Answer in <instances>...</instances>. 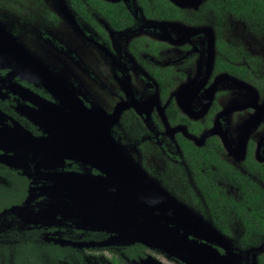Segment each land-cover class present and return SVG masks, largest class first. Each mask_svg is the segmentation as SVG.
<instances>
[{"label": "flooded vegetation", "instance_id": "1", "mask_svg": "<svg viewBox=\"0 0 264 264\" xmlns=\"http://www.w3.org/2000/svg\"><path fill=\"white\" fill-rule=\"evenodd\" d=\"M77 1V6L85 8L88 19L75 11V0H67L69 8L80 24L85 23L93 31L94 40H87L95 41V48L104 47L99 51L105 56L107 69L111 68L112 75L98 82L108 89L104 102L116 105L111 115L101 112L99 117L87 102L95 92L92 88L88 92L84 85L96 82L88 78L92 66L98 65L93 64L86 48L81 61L88 63V73L62 70L60 80L25 52L1 24L0 84L7 89L0 90V109L13 116L9 110L20 96H25L29 106L22 108L24 116L19 122L38 138L53 133L74 137L90 131L88 138L98 132L133 141L141 158L154 156L153 163L141 161L143 167L154 172L165 189L201 215L205 229L197 225L194 217L185 218V224H174L182 232V228L192 232L185 245L192 247L194 235L199 239L197 243L207 244L215 250L213 253L226 256L228 252L222 244H230L228 251L233 256L228 262L216 263L219 257L202 255L192 264H259L264 251H257L256 259L253 254L255 249L264 248V234L255 231L259 226L247 227L243 215L254 224L259 209L260 217H264V70L259 60L228 43L225 30L227 19L232 18L255 23L264 31V11L256 9L254 3L245 13L226 10V0H100L109 7H124L129 15L113 14L121 25H126L117 29L93 10L96 6L86 0ZM1 6H5L2 0ZM42 15L47 22H55L51 25L59 26V18L47 5L42 7ZM101 20L110 33L98 22ZM167 23L176 30L180 24L186 27L184 31L177 30L181 36H175L166 30ZM124 36L127 39L122 41ZM167 52H171L170 58L162 61V54ZM76 57L80 60L82 54ZM99 72V68L94 72L97 78ZM230 87L234 88L232 92ZM151 88L155 96L138 105L137 97H149ZM4 129L2 137H11L10 132L18 131L11 124ZM167 139L174 144V150L168 148ZM90 144V139L83 140L80 148ZM70 160H66V168L72 170L78 162ZM84 164L94 174L100 173L94 166ZM1 211L0 223L9 227L8 220L16 218L2 215ZM70 232V238L75 240L99 242L109 237L119 243L62 245L43 240L40 229L27 234L43 244L67 250L57 262L46 258L47 264H90V258L95 264H190L167 250L113 239L105 231L83 232L87 236H77V230ZM162 234H168L165 238L169 240L174 236L170 232Z\"/></svg>", "mask_w": 264, "mask_h": 264}, {"label": "water", "instance_id": "2", "mask_svg": "<svg viewBox=\"0 0 264 264\" xmlns=\"http://www.w3.org/2000/svg\"><path fill=\"white\" fill-rule=\"evenodd\" d=\"M96 112L100 117L101 112ZM88 125L90 126L89 123ZM5 127L0 126L2 129L0 130V149L2 150L0 163L21 171L23 175L31 179V183L41 178L52 183L43 186L29 183L23 202L3 209L1 214L12 213L17 217L28 213V219L32 223L41 222L44 218L50 219L56 214H70L83 223L78 225L114 233L116 235L110 238L120 241H137L167 250L171 255L190 264L197 263L202 255L221 257L213 253L214 249L207 244H200L194 240L193 244L191 243L192 247L185 245L188 242L187 236L192 232L185 228H182L183 232H179L180 230L174 224H185L183 220L192 218V214L180 210L163 194L154 191L148 184L147 176L138 172L140 168L127 156L128 154L110 133L107 135L92 133L90 138L87 137L90 131L74 135V137L60 133L47 135L48 140L56 139L54 136L59 135L75 141L72 146L55 150L48 147L44 149L43 146H48L43 144L45 140L29 134L26 129L10 132L13 133L11 137H2ZM88 139L91 140L90 146L87 145L85 149L80 148L83 140L88 141ZM66 158L80 159L94 166L104 178L97 175L79 182L78 177H74L71 173L54 172V161L57 160L59 164ZM31 163H33L32 166H30ZM55 190H60L61 195H54ZM63 192L67 193L66 200H60ZM39 196H42L45 202H42L43 199L36 201L39 208L32 211L31 201ZM52 202L57 203L52 205ZM175 211L179 214L174 213ZM163 231L170 232L174 236H171L169 240L165 238L168 234L161 235ZM122 236L128 237L129 240ZM114 243L119 242L109 239L99 245ZM60 244H72V242L61 241ZM72 245L86 246L88 243ZM222 246L228 252L230 244L224 243ZM254 251L253 258L256 259L257 251L262 252L264 248H257ZM254 263L257 264V261Z\"/></svg>", "mask_w": 264, "mask_h": 264}, {"label": "rangeland", "instance_id": "3", "mask_svg": "<svg viewBox=\"0 0 264 264\" xmlns=\"http://www.w3.org/2000/svg\"><path fill=\"white\" fill-rule=\"evenodd\" d=\"M64 3L59 2V0H43V4H39L35 0H2L5 3V6L0 7V24L4 28V30L11 34L19 46H21L25 52L30 54L32 58H34L39 64H41L46 70L53 73L57 76L60 80H62V70H66L67 72L70 70V73L74 71L79 72L81 74H86L89 71L88 63L81 61L83 59V54L86 53V49L90 53V58L93 60V64H97L100 72L96 77L94 72L98 69L97 67L94 68L92 66L91 69V76L88 78V81L95 80L96 82L87 83L84 87L89 92L91 88L94 90V94L91 95V102L87 99L88 104L90 105L91 109L102 112L108 116L111 115L112 111L114 110L116 105H107L104 101L107 88L103 87L102 85H98L99 80H101L104 76H110L109 69L105 66V56L99 49H103L104 47L97 45L96 48L92 44H97L95 41L90 42L89 40H94L92 37L93 31L85 24H80V19L78 20L74 15V12L69 8L67 0H63ZM41 3V2H40ZM47 5V7L59 18V26H53L51 24L55 22L53 21H46L44 16L42 15V7ZM65 5V6H64ZM42 6V7H41ZM51 6V7H50ZM138 8V7H137ZM134 9V8H133ZM100 24L102 23L104 28L109 30L107 24L103 23V21H98ZM78 25V26H76ZM185 24L178 25L179 31H184ZM206 27V26H205ZM165 28L168 32H171L175 36H181L174 25L167 23ZM140 29V28H138ZM137 30V29H135ZM174 32V33H173ZM226 40L232 46L242 48L245 54H248L261 62L262 70L264 66V31H262L255 23H247L243 22L239 19H232L228 18L226 21ZM63 34V35H62ZM179 34V35H178ZM89 39V40H87ZM127 39V36L121 38L123 41ZM89 43L91 45H89ZM80 44V45H78ZM86 48V49H85ZM170 53H163L162 54V61L167 60L170 58ZM82 58L79 60L76 55H81ZM107 61L108 58L106 57ZM264 75V73H263ZM61 78H60V77ZM229 86L228 84H225ZM7 89V87L1 83L0 90ZM234 88L230 87L229 91H233ZM228 91V90H227ZM149 97L141 96L140 98L137 97V104L143 105L146 100L155 96V91L153 88L150 89ZM4 95V94H3ZM25 97V96H24ZM20 96V99L17 103L14 102L13 107H11V114L14 116H8L5 110L0 109V126L7 124H11L14 128L18 131L20 129H24L25 126L19 122V120L24 116L22 112V108H26L29 106L25 101V98ZM229 95H226L228 98ZM110 109V110H107ZM113 109V110H112ZM1 117L2 122H1ZM19 128V129H18ZM111 134V133H110ZM151 135L154 136V132L151 131ZM56 139H47V135H42L40 138L44 139V143L48 146H43L53 149L61 150L66 146L74 145L75 141L72 139H66L62 136L56 135L54 136ZM117 143L123 148V150L128 154L129 158L140 168L138 170L139 173L145 174L148 178V184L150 187L153 188L154 191L160 192L166 198H168L171 202H173L180 210L184 211L185 213L189 212L192 214V217L196 219L197 225H200L202 228L205 229L204 224L200 221L202 219L201 215L197 213L195 210H192L189 206L185 205L181 202L177 197H175L170 191L164 188V186L160 183L159 179L154 175V172H148L144 167L141 161L143 162H154V156H148L149 158H141L139 155L137 145L133 141H129L128 139L123 138H115L113 137ZM168 148L170 150H174V146H172V141L167 139ZM174 145V144H173ZM152 157V158H150ZM68 158L63 159L59 164H57V160H55L54 165V172H65L71 173L74 177H78L77 180L82 182L86 179H90L99 175L102 177V174H94L90 171L89 167L76 158L70 160L72 162H78L74 169H67L68 162L66 161ZM74 160V161H73ZM75 164V163H72ZM154 168V166H152ZM143 171V172H140ZM35 182H39L37 186H43L45 184H50L52 182H47L44 179H37ZM64 185V184H62ZM67 186V185H64ZM62 187V186H60ZM54 195H61L60 190H55ZM67 193L63 192L62 198L60 200H66ZM43 197L39 196L35 200L31 201L32 211L37 210L39 206L36 205V201L42 200ZM59 199V198H57ZM68 200V199H67ZM42 202L44 203L45 200L43 199ZM57 202H52L54 205ZM13 216L16 219H9L8 225L9 227H3V224L0 223V264H11V246L16 244L19 238H29L28 232L32 229H40L41 232L40 236L43 240L47 239L48 241L52 240L55 242L60 243L63 242H72V244H80L79 241H85L88 244L99 245L109 239H103L102 241H92L88 242L87 239H78L77 240L70 238L71 230L78 232L76 233L77 236L84 235L87 236V233L83 232H96L99 233L100 230L90 229L87 226H82L78 224H83L80 222L79 219L71 216L70 214L60 215L56 214L53 215L52 218L42 219L41 222L32 223L30 219H28V213H24L22 216H15L12 213H6ZM4 215V214H2ZM27 216V217H26ZM165 225L167 223H164ZM171 226V225H169ZM174 228V227H173ZM71 229V230H69ZM208 229V227H207ZM29 230V231H28ZM54 230V231H53ZM25 232V233H24ZM83 234H79V233ZM181 232V231H179ZM110 235L111 233H105ZM112 235H116L112 233ZM44 238H43V237ZM194 240H199L197 236L192 235ZM223 240L229 242L228 238H224ZM198 242V241H197ZM10 246V247H9ZM8 249L9 252L6 253L5 250ZM233 254L231 251H228L227 255H221L219 259L216 261L218 263L221 261L222 263L228 262L230 258H232ZM77 264L76 262H74ZM88 264V262H85ZM90 264H95V262L90 258Z\"/></svg>", "mask_w": 264, "mask_h": 264}, {"label": "trees", "instance_id": "4", "mask_svg": "<svg viewBox=\"0 0 264 264\" xmlns=\"http://www.w3.org/2000/svg\"><path fill=\"white\" fill-rule=\"evenodd\" d=\"M86 1L93 7L96 6L93 10L102 14L110 22H113L115 28L120 29L126 26L121 25V23L118 22L119 20H116L113 16V14L117 12L120 16L129 17V15L125 12L124 7H109L108 3L100 0ZM226 2L229 3V5L226 6V10L228 9L234 12L238 11L245 13L248 11V7L251 6V3H254V7H256V9L264 11V3L260 0H226ZM77 3L79 4L80 2L75 0V11L88 19V15L85 14V8L81 5L77 6ZM237 3L238 7L236 5ZM214 9L218 11L219 7L215 6ZM28 186L29 183L26 176L19 174L16 170L0 164V210L9 208L15 204H21L27 195ZM259 210L256 213L255 224L246 220V216L243 215V219L245 221L244 224L247 225V227H250V225L259 226L260 229L255 231L264 234V217H260ZM33 238H35V236H33ZM11 251L12 264H47L46 258L57 262V259L61 258L67 250L57 245L43 244L37 239L27 238L22 240L19 239L16 244L11 246ZM5 252L7 253V250H5ZM258 262L259 264H264V257L259 258Z\"/></svg>", "mask_w": 264, "mask_h": 264}]
</instances>
